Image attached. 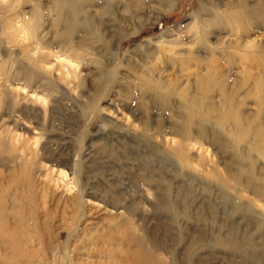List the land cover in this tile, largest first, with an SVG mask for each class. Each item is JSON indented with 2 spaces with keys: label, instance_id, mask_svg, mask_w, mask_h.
<instances>
[{
  "label": "rangeland",
  "instance_id": "obj_1",
  "mask_svg": "<svg viewBox=\"0 0 264 264\" xmlns=\"http://www.w3.org/2000/svg\"><path fill=\"white\" fill-rule=\"evenodd\" d=\"M60 2L12 12L40 22L24 43L0 27V194L48 227L45 264L118 238L138 264H264V0Z\"/></svg>",
  "mask_w": 264,
  "mask_h": 264
},
{
  "label": "bare ground",
  "instance_id": "obj_2",
  "mask_svg": "<svg viewBox=\"0 0 264 264\" xmlns=\"http://www.w3.org/2000/svg\"><path fill=\"white\" fill-rule=\"evenodd\" d=\"M30 1L32 0H0L1 29L4 28L8 22H16L15 24H18V27L16 29L11 27V29L16 30L18 34H22V38L20 39L22 42L29 37H33V29L38 28L40 22L35 20L33 21L34 25L31 26L28 24L30 20H28L25 13L20 14V18H18L17 15L11 14L21 3ZM60 1L62 2H60L59 8L65 7L71 11L68 12V20L69 14H71V18H74L73 12L75 7L73 5H75L74 2L76 0ZM31 12H33L34 15L40 14L36 3L31 9ZM157 20L155 22H157ZM54 25L57 26L58 23ZM70 27L72 26L69 24L66 26L65 30L57 31V38H61V40L68 39L72 31ZM37 44L42 45L43 42L38 39L35 40V43H31L30 46L33 47V45ZM46 45L50 44L46 43ZM9 200L4 195L0 194V264H45L46 260L44 255L53 248L48 240L49 237L47 236V232L44 233L48 227L44 226L42 229V224L39 225L38 223L36 224L35 222L25 220L26 218L23 219L21 215H19L16 201L14 200L11 203ZM120 240L122 239H113L116 247H118L116 256H114V252L108 250L109 248L107 249L106 246L99 245L98 251L92 252L90 248L83 245V248L85 247L84 252H77L79 255L78 258L80 259L77 264H122L121 262L124 260L126 264H138L139 257L136 251L129 246L126 241ZM38 249H43L44 252L40 250L39 253H35ZM73 251H75V248L71 247L68 252L74 254ZM121 255H124L122 257L124 258L123 260L121 259ZM69 260L72 261V258L68 259V261Z\"/></svg>",
  "mask_w": 264,
  "mask_h": 264
}]
</instances>
